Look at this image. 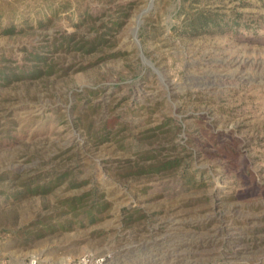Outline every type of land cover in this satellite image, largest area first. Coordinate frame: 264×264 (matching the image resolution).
I'll return each instance as SVG.
<instances>
[{"label": "rangeland", "instance_id": "1", "mask_svg": "<svg viewBox=\"0 0 264 264\" xmlns=\"http://www.w3.org/2000/svg\"><path fill=\"white\" fill-rule=\"evenodd\" d=\"M87 257L264 264V0H0V264Z\"/></svg>", "mask_w": 264, "mask_h": 264}, {"label": "trees", "instance_id": "2", "mask_svg": "<svg viewBox=\"0 0 264 264\" xmlns=\"http://www.w3.org/2000/svg\"><path fill=\"white\" fill-rule=\"evenodd\" d=\"M57 14V12H55ZM74 37H71L69 38V40H72ZM102 41V43H105L102 38L99 39L96 43L95 42H90V49H95L98 45H99V42ZM100 43V44H102ZM33 57H35V61L38 62L39 64H36L35 66H33V69L31 70L32 73H34L35 75L37 76H41V75H48L51 71V68H52V65L49 63V60L48 58H46L45 56H41L38 52H36V54L33 55ZM6 74V73H5ZM3 74V75H5ZM180 162L179 160H176V161H172V162H165V163H162L160 165H157V166H152L151 167V171H157V172H160V171H167L177 165H179ZM7 178L10 177V176H6ZM16 177V176H15ZM14 177V178H15ZM41 186L39 185H33V182L32 183H29L25 186V190L24 192H16L15 194V199H19L20 197H24V196H27L29 195L30 193H33L34 191L38 190ZM94 196L96 195L95 194V191H92V192H88L86 194H83L82 196L78 197V198H73L71 200H69L67 203V205L71 208V209H75V203H82L84 198L87 197V196ZM84 207V206H83ZM96 206L93 205L91 206V209L90 208H85L83 214L84 215H87L91 220L90 222H92L93 220H95V217H96ZM31 233V232H30ZM30 233H27L26 234V239H30ZM35 235H42L41 232H38L36 233Z\"/></svg>", "mask_w": 264, "mask_h": 264}, {"label": "built area", "instance_id": "3", "mask_svg": "<svg viewBox=\"0 0 264 264\" xmlns=\"http://www.w3.org/2000/svg\"><path fill=\"white\" fill-rule=\"evenodd\" d=\"M29 264H40V263H38L37 260L33 259L30 261ZM69 264H99V261H95V260L87 257V258H83L77 262H71Z\"/></svg>", "mask_w": 264, "mask_h": 264}, {"label": "water", "instance_id": "4", "mask_svg": "<svg viewBox=\"0 0 264 264\" xmlns=\"http://www.w3.org/2000/svg\"><path fill=\"white\" fill-rule=\"evenodd\" d=\"M153 1V0H152ZM145 60V59H144Z\"/></svg>", "mask_w": 264, "mask_h": 264}]
</instances>
